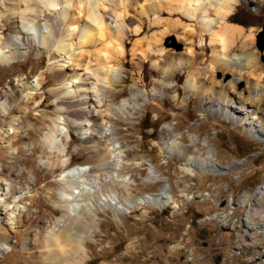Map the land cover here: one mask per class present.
Returning a JSON list of instances; mask_svg holds the SVG:
<instances>
[{
	"label": "rangeland",
	"instance_id": "rangeland-1",
	"mask_svg": "<svg viewBox=\"0 0 264 264\" xmlns=\"http://www.w3.org/2000/svg\"><path fill=\"white\" fill-rule=\"evenodd\" d=\"M4 1L0 0L1 10L7 11ZM137 1L142 2L129 0L125 55L115 65L119 81L110 88L107 101L119 104L132 97V90L148 92L156 87L164 94L130 116L114 119L109 127L117 134L127 163L137 164L127 165L124 171L130 181L129 197L155 193L165 186V193L182 204L180 209H173V204L161 209L146 206L125 216L98 210L94 228H81L82 233L92 231L81 239L84 255L66 238L50 242L52 234L66 233L60 220L63 211L56 206L64 191L59 179L67 167L62 164L70 161L69 167H88L97 159L68 122L66 111H57L62 104L52 92L58 82L48 54L34 53L0 67V205L21 208L13 233L7 224L10 212L0 215V245L5 248L0 251V264H264V223L249 214L247 207L264 206V131L250 135L238 122L206 110L227 95L235 104L247 105L249 114L256 113L253 118L264 119V0H236L229 23L243 27L244 33L230 39L232 45L225 50L211 44L209 34L204 33L209 26L219 28L220 20L214 14L185 16L174 10L176 2L160 0L155 14L142 15ZM158 2L143 4L149 8ZM156 19L161 22L154 23ZM186 25L194 30L193 35L187 32L189 28L183 31ZM0 27L6 29L4 33L0 29V35L8 37L9 22L3 20ZM163 30L169 34L155 44L153 35ZM103 40L83 48V62L93 61L91 68L98 67L100 56L113 57V41L109 35ZM141 51L145 59L138 55ZM215 51L224 53L219 58H241L243 63L230 68L220 59L215 61ZM39 72H43L44 86L27 98L28 87L19 85L34 83ZM192 74L198 82L192 79L195 89L190 90L187 81ZM200 85L204 89L199 90ZM58 116L66 124L58 148L49 152L58 163L52 170L42 158V140ZM173 138L202 156L212 150L222 173L203 174L186 167L185 154L162 149L161 144ZM151 171L157 173L155 182L148 180ZM10 186L13 190L5 197ZM183 193L187 199L179 197Z\"/></svg>",
	"mask_w": 264,
	"mask_h": 264
},
{
	"label": "bare ground",
	"instance_id": "bare-ground-1",
	"mask_svg": "<svg viewBox=\"0 0 264 264\" xmlns=\"http://www.w3.org/2000/svg\"><path fill=\"white\" fill-rule=\"evenodd\" d=\"M5 1L7 2L5 6L7 11L1 10L0 6V22L3 20L9 22L10 34L5 38L0 35V67L14 64L34 53L35 55L48 54L50 62L52 61L50 65L53 64L56 68L55 77L58 82V87L52 89V92L58 96V101L62 104H58L57 111L59 113L66 111L68 122L78 129L80 138L85 141L84 144L89 153L97 159L92 166L88 167L85 165L69 167L70 161L62 164L63 167H67V170L65 169L66 171L59 179L63 182L64 191H62L60 202L56 206L63 211L60 220L65 224L63 226L66 233L63 235H60L63 232L58 233V235L52 234L50 242L58 243L61 242L62 237L66 238L67 241L73 242L84 255L85 247L81 239L92 235V231L89 229L82 233L81 228L90 226L94 228L93 216L98 210L100 212L112 210L118 216L129 215L146 206L161 209L173 204L172 208L179 210L182 204L179 205L178 201L165 193V186H160L155 193H148L138 198L129 197L128 186L130 181L124 171L130 163H127L128 160L123 154V146L118 140L117 134L112 132L111 127H109L114 119L130 116L145 102L164 94L161 87H156L148 92L132 90V97L123 99L119 104L107 101L110 88L119 81V69L115 65L125 55L123 39L127 28L126 15H128V7L131 5L129 0ZM152 1L136 2V7L142 15L149 13L153 15L155 14L154 9L160 8V0L155 7L154 5L149 8L144 7L143 3ZM169 1L176 2L174 10L185 16L194 17L198 12L214 14L220 20L219 28L215 29L209 26L204 30V33L209 34L211 44H219L223 50L231 47L230 39L233 40L244 33L243 27L229 23L236 6V0ZM160 22L159 19L154 21L156 24ZM133 28L134 32L138 34L140 27L136 25ZM186 28H189L187 32L193 35L194 30L186 25L183 26V31ZM0 29L1 33L6 31L5 28L0 27ZM168 34L167 30H163L157 35H153L154 43L160 44ZM105 35H109L113 41V57L104 56L103 58L100 56L101 62L98 67L91 68L93 61L83 62L85 55L83 48L88 44L103 42ZM188 51L193 54L190 47ZM138 55H141L143 59L146 58V54L142 51ZM223 55L224 53L215 51V61L218 62L220 59L221 63L231 66L230 68L235 65L240 66L243 63L241 58L238 60H231L227 57L219 58ZM247 58L246 62L251 64L250 59ZM182 65L183 61H180L179 67ZM170 68L168 67L165 73ZM192 79H194L193 74L187 81V88L190 90L195 89V86L191 84ZM193 81L195 84L198 82L196 78ZM32 83L33 81H27L21 82L19 85L28 87L27 98L32 97L43 88V72H39L34 83ZM198 89L202 90L204 87L200 85ZM89 94H93L94 98L91 99ZM222 98L214 105H209L206 110L215 113V115L219 114L218 116L224 120L238 122V125L250 135H259L264 131V119L253 118L252 115L256 113L249 114L247 105L244 103H236V105L235 102L228 99L227 95H223ZM88 101L95 104H89ZM259 102L260 99H258ZM52 124V128L42 140L46 148L44 147L41 155L47 166L55 170L58 163L51 158L49 152L58 148V139L63 134L64 129L62 127L66 123L62 116H58L52 120ZM191 141L196 143L194 139ZM161 145L162 149L169 154H185L186 167L203 174L220 175L222 173L223 168L215 164L214 152L210 149H207L205 155L202 156L198 152L189 151L186 147L181 146L175 138L166 140ZM59 153H62L61 150ZM130 165L136 166L137 164L132 163ZM2 167L7 166L2 165ZM148 175L149 182L156 181L157 173L155 171L149 172ZM12 188V186L6 188L4 196L9 195L13 190ZM2 195L3 193L0 196ZM179 197L187 199L185 194ZM20 199L21 197L15 199V202ZM257 205L258 203L247 205L248 212L264 223V206ZM17 208L0 205V215L3 214V211L10 212L7 224L10 226L8 230H11L12 233L17 228L14 225L21 209ZM23 210L25 211V209ZM146 214V211L143 212V215ZM89 217L92 218V222H88ZM246 223L251 224L250 221ZM261 229H264L263 225ZM0 251L5 252L3 244L0 245Z\"/></svg>",
	"mask_w": 264,
	"mask_h": 264
}]
</instances>
